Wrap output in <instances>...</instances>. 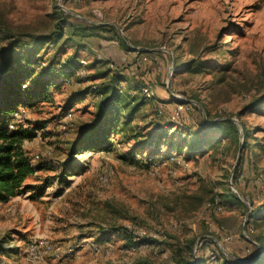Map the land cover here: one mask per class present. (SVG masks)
<instances>
[{
    "label": "rangeland",
    "instance_id": "obj_1",
    "mask_svg": "<svg viewBox=\"0 0 264 264\" xmlns=\"http://www.w3.org/2000/svg\"><path fill=\"white\" fill-rule=\"evenodd\" d=\"M61 13L72 28L40 45L34 79L80 61L12 119L32 133L24 149L45 167L26 184L46 186L0 203V264H176L180 251L189 264H264V102L252 106L264 98V0H0V19L15 33L46 36ZM111 79L144 101L136 123L146 133H169L152 161L120 135L108 151L69 156ZM226 118L242 144L244 126L249 144L238 149L203 125ZM194 136L205 150L175 146ZM216 197L219 206H209ZM119 227L139 244L111 239Z\"/></svg>",
    "mask_w": 264,
    "mask_h": 264
},
{
    "label": "trees",
    "instance_id": "obj_2",
    "mask_svg": "<svg viewBox=\"0 0 264 264\" xmlns=\"http://www.w3.org/2000/svg\"><path fill=\"white\" fill-rule=\"evenodd\" d=\"M63 14L61 13L56 18L55 27L46 36L15 33L7 25L5 18L0 19V39L7 41L6 46L0 47V203L9 201L23 190L32 189L37 190L39 193L43 192L46 186L34 187L26 184L30 176L45 167L34 165L31 157L24 149V143L26 140L32 139V133L23 125L13 123L12 119L14 118L13 114L18 111V107L21 105L30 106L42 101L46 97L52 81L70 78L76 71L78 65L76 62L80 60L77 58V60L67 59L63 63L49 65L44 70L47 75L44 77L45 79L41 77L34 79L35 70L42 67L40 60L33 56L40 45L47 41L57 43L58 39L66 32V26L69 25L68 30L72 28V24L67 23V18ZM70 36H73V33ZM25 37L32 40L31 43L24 42L22 39ZM70 39L67 35V40L70 41ZM231 64L232 61L226 64L224 68H228ZM196 67L198 70L206 68L201 64H197ZM111 80L102 83L97 89L101 101L95 106V116L91 122L80 127L78 138L69 148V156L74 158V156L88 149L108 151L113 145L112 136L120 135L125 139L129 138L139 142L134 152H138L137 149H139V153L142 154L145 149H148L149 153L146 158L152 161L151 158L157 153V150L152 146L156 145L158 147L160 140L167 138L169 133L157 129L151 133H146L141 125L136 123L137 115L145 104L144 101H138L119 91L116 86L117 80ZM26 85L28 86L26 87ZM22 94L24 97H20ZM263 102V97H257L253 100L252 106H258ZM210 122L208 124V122L203 121V125L213 133L227 136L238 149L249 144L247 143V133L243 124L244 142L242 144L240 143L239 127L231 119L226 118L216 121L211 119ZM11 124H13V128H10ZM176 139L177 137H173L171 140L174 142ZM203 142L204 140H201L200 137H185L183 139L179 137V142L175 143V146L179 151H182L186 144L192 145L190 149L192 151L199 148L205 150L207 146ZM219 144H221L220 138L214 143L213 147ZM74 170V167L64 170L59 177L60 183H65L67 175H70ZM231 196L240 201L235 193H231ZM215 199L208 203L214 204ZM261 219L264 220V215ZM113 230L115 235H112L111 239H117L118 236L123 235L129 244L128 246L139 244V241H135L134 233L127 228L119 227ZM262 244L264 245V241ZM2 249L3 246H0L1 251ZM177 254L179 255L175 257L176 264H189L190 260L185 258L181 251ZM261 261L257 260L252 264H261Z\"/></svg>",
    "mask_w": 264,
    "mask_h": 264
},
{
    "label": "built area",
    "instance_id": "obj_3",
    "mask_svg": "<svg viewBox=\"0 0 264 264\" xmlns=\"http://www.w3.org/2000/svg\"><path fill=\"white\" fill-rule=\"evenodd\" d=\"M68 82H71L70 80H68ZM148 95H149V93H148ZM151 96V95H150ZM183 111L185 112L186 111V107L182 104V103H180L179 105H177V107H176V112L177 113H183ZM21 111L20 110H18L17 112H15L14 113V115H13V117L14 118H19L20 117V115H21ZM10 128H13V124H11L10 125ZM172 158H174V157H172ZM216 201H215V203L214 204H211V203H207L209 206H219V203H220V200L216 197V199H215ZM135 246H137V245H135Z\"/></svg>",
    "mask_w": 264,
    "mask_h": 264
},
{
    "label": "water",
    "instance_id": "obj_4",
    "mask_svg": "<svg viewBox=\"0 0 264 264\" xmlns=\"http://www.w3.org/2000/svg\"><path fill=\"white\" fill-rule=\"evenodd\" d=\"M233 122L235 121L234 119H231ZM233 191H235V190H233ZM236 192V191H235Z\"/></svg>",
    "mask_w": 264,
    "mask_h": 264
}]
</instances>
